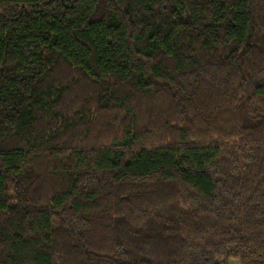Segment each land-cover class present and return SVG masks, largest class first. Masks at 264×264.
<instances>
[{
  "label": "trees",
  "instance_id": "obj_1",
  "mask_svg": "<svg viewBox=\"0 0 264 264\" xmlns=\"http://www.w3.org/2000/svg\"><path fill=\"white\" fill-rule=\"evenodd\" d=\"M264 264V0H0V264Z\"/></svg>",
  "mask_w": 264,
  "mask_h": 264
},
{
  "label": "rangeland",
  "instance_id": "obj_2",
  "mask_svg": "<svg viewBox=\"0 0 264 264\" xmlns=\"http://www.w3.org/2000/svg\"><path fill=\"white\" fill-rule=\"evenodd\" d=\"M230 264H239V263H238V261L233 260V261L230 262Z\"/></svg>",
  "mask_w": 264,
  "mask_h": 264
}]
</instances>
